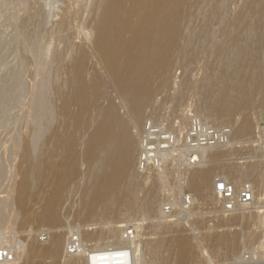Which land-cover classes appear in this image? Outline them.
I'll return each mask as SVG.
<instances>
[{
	"label": "rangeland",
	"instance_id": "obj_1",
	"mask_svg": "<svg viewBox=\"0 0 264 264\" xmlns=\"http://www.w3.org/2000/svg\"><path fill=\"white\" fill-rule=\"evenodd\" d=\"M100 1L0 0V243L4 253L10 252L0 264H84L85 255L78 252L96 242H85L84 232L101 235L109 223L123 226V238L124 231L131 233L132 264H264V217L259 206L264 195V145L257 134L264 121V0H188L170 68L155 76L153 95L142 111L141 128L145 124L162 132L147 142L157 159L140 165L135 155L132 182H119L113 204L94 202L93 216L85 218L86 202L95 198L87 189L97 188L84 158L91 133L87 125L110 100L118 102L111 64L96 53L95 25L100 16L107 18ZM82 53L89 57L81 82L93 88L84 102L71 106L70 116L58 114L63 97H58L55 84L70 78ZM222 83L230 86L229 98L241 90L255 103L249 133L237 134L243 102L232 118L219 116L215 95L224 93ZM43 103L50 110H43ZM193 123L200 129L228 131L224 142L207 153L206 160L214 162L203 163L199 157L196 165L185 164V141ZM68 130L76 132L72 139L81 171L61 193L59 223L49 224L42 214L48 187L34 184L33 170L43 149L46 156L52 153V144L44 147L51 132L63 136ZM64 140L49 157L52 170L69 147ZM26 151L30 164L23 156ZM212 153L215 158H210ZM213 165L215 183L223 179L237 189L244 183L254 188V180L260 178L263 185L260 191L254 188V203L225 212L213 191L208 198L192 187L191 172ZM249 166L251 174L245 171ZM27 169L35 186L19 205L14 189ZM58 233L73 234L78 242L80 248L72 257H65L67 243L59 257L47 253ZM101 239L100 243L105 241ZM183 240L189 244L185 252L180 249Z\"/></svg>",
	"mask_w": 264,
	"mask_h": 264
},
{
	"label": "bare ground",
	"instance_id": "obj_2",
	"mask_svg": "<svg viewBox=\"0 0 264 264\" xmlns=\"http://www.w3.org/2000/svg\"><path fill=\"white\" fill-rule=\"evenodd\" d=\"M100 6L102 7V15L106 14L107 18L100 16L95 25L96 53L101 59L108 61L111 64L109 74H111L115 80L113 85L117 94L116 99H118V102L110 100L109 106L106 109L103 108L102 110H99L100 114L97 112L99 115H97V119L93 120L92 118L88 122V125L86 124L88 128L91 129V133L89 135L90 142H88L84 158L92 173H94L92 174L93 178L91 183L94 184V186H97V188L94 187V189H87L89 190L88 193H92V191L95 193V198L88 203L86 202V206L83 210H86L85 218H91V209H93L92 205L94 202L101 201L106 207L113 204L112 198L116 193V187L119 182L123 180L132 182L133 177L131 170L135 166V155L138 154L139 162H147L151 160L150 157L155 155L152 154V149L154 147L151 148L150 145L149 148L147 142L153 139V137L155 139L160 138L162 132L152 129L153 126H148V128H146L145 124H142L143 126L141 128V123L144 121L142 111L144 105L149 102L153 95V81L155 76L157 74H164L170 68L172 51L177 43L184 21L186 20L189 1L101 0ZM125 15L128 16L127 19H124ZM88 57L87 54L82 53L74 65L75 69L73 68V74H71L70 78L65 82H59V80H57L55 90H57V92L60 91L58 92V97H63V102L57 109L59 112L58 114L70 116L71 106L73 104L84 102L83 99L85 94L93 88H91V85H83V81L81 82V77L83 76L82 66L86 63ZM57 78L60 79V76ZM257 83L258 85L260 84L259 81ZM221 86L224 93L220 95L219 92V94L215 95V105L218 109L219 116L232 118L237 114L240 103L243 102L245 108L242 113L239 114L241 119L237 134L242 135L249 133L252 128V113L250 112L255 103L252 101L251 97L244 95L241 90L238 91L237 95L235 94L232 98H229L228 93L226 92L228 90L230 91V86L226 83H222ZM135 92H138V94L135 95ZM47 104L43 103V110H50L48 106L49 104ZM247 108H249V110ZM260 113V110L255 113L256 124H258L260 120ZM53 119L54 115L50 112V120ZM78 123H76L77 126ZM79 126H82V122ZM74 127V130L79 132L77 131L76 126ZM181 130L182 128L180 126V131ZM56 131H58V129ZM72 132L73 131L70 132L69 130L65 131L64 133H66V135L64 134L63 136L57 134L55 131L51 132L53 133V136H49L51 139H48L45 146H43L46 147L49 143L52 144V153H50L49 156H46L43 149L39 162L37 164L35 163V170L33 171H35L36 174V182L30 179L28 173L29 169H27L21 174L23 176H21L20 182L14 189L16 195L15 200L19 205H23L28 199L32 186H35L33 185L34 182V184H38L37 186L43 185L48 187L46 190L49 191V196H47L46 203L42 208L43 221L45 223H59L61 193L64 189L71 186L72 182L77 179L79 175V159H77L78 156L76 157L75 155L73 144L74 137L72 136V134H76V132ZM63 140H67L66 143H69V147L63 153V156L61 157L62 159L59 160L58 165L54 162L56 167L54 166V169L52 170L53 167H50V161L52 162V160H50L49 157L54 154L55 149L53 150V148L58 147ZM135 140L140 141H137L140 146H136L137 144H135ZM215 147L197 146V148L193 149L196 150V152L192 155V161H198L200 157L203 160V163L211 162L212 160L210 161V159L209 161L206 160V156L208 151H211V149ZM213 153L210 158L216 157ZM23 156L25 157V161L27 160L26 162L29 163L31 159L29 158L27 151ZM212 162H214V160ZM202 165L204 166L205 164ZM214 169L215 167L213 165L204 169L199 168L198 170H193L191 172V186L195 187L203 197L209 198L212 191L215 192L217 183L212 181V173ZM245 171L248 174H251L253 173V167L249 166ZM48 172H52V176L50 175L51 178L48 176V174H50ZM254 181V188H257V190L260 191L263 185L261 179L257 178ZM82 214H84V212ZM256 217H259V214ZM103 229V235L102 233L101 235H95L90 232H84L83 238L85 239V242L96 241L90 249H82L78 252L80 255L82 253L85 255L84 258L82 254L83 260H85L84 264H132L135 256L128 249L129 244L131 243H129V234L131 233L124 231L126 236L123 238L120 234L123 226H118L112 223H109V225ZM102 236L105 241H107L100 243L99 241L102 240ZM72 240L73 234H69V236L65 235V233L53 235L47 253L52 257H59L62 247L65 245L64 243H67V246L65 247V257H72V254L76 249L80 248L79 244L73 246L75 242L71 243ZM1 246L2 244L0 243V263L6 261L10 253L9 251L4 253V248ZM188 246V241L183 240L180 243L181 251L185 252L188 249ZM73 247H75L74 250L72 249ZM68 248L72 250H69Z\"/></svg>",
	"mask_w": 264,
	"mask_h": 264
},
{
	"label": "built area",
	"instance_id": "obj_3",
	"mask_svg": "<svg viewBox=\"0 0 264 264\" xmlns=\"http://www.w3.org/2000/svg\"><path fill=\"white\" fill-rule=\"evenodd\" d=\"M200 127L201 126L198 123H193L190 127V133L186 138V143L184 147V149L187 151L184 155V161L186 164L188 163L189 165H196L198 163L197 161H192V155L194 154V152H196V150L193 149L197 148V146H217L222 144L224 140L228 137V131H218L217 129L210 127H202V129H200ZM257 134L258 140L264 145V121H260V123L258 124ZM168 141L171 142V138H169ZM170 144H172V142ZM175 151H182V149H176ZM150 159L156 160L157 158L153 155L152 157H150ZM147 162L142 161L140 162V165L142 163L145 164ZM214 193L219 202L222 203L223 210L225 212H232L239 207L250 205L254 200V189L249 183H244L240 186L239 189H237L232 183H228L223 179H219L217 181ZM259 203L261 204L260 213L264 217V195L262 199H260ZM73 242H75L73 246H77V242L75 241V239H73L71 243ZM74 248L75 247H73L72 249L74 250ZM68 249L72 250L70 248Z\"/></svg>",
	"mask_w": 264,
	"mask_h": 264
}]
</instances>
